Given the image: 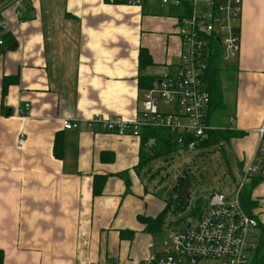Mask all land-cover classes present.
<instances>
[{
	"label": "crops",
	"instance_id": "0c3cea01",
	"mask_svg": "<svg viewBox=\"0 0 264 264\" xmlns=\"http://www.w3.org/2000/svg\"><path fill=\"white\" fill-rule=\"evenodd\" d=\"M184 12L158 0H0L3 264H141L153 250L158 242L145 221L165 210L172 193L153 189L151 171L139 166L140 137L92 129L84 119L138 116L149 82L176 75L183 64L175 26ZM237 28L241 51L221 71L229 120L208 117L213 127L241 132L229 141L244 155L241 175L264 122V0H243ZM141 48L153 59L143 71ZM6 77L16 80L4 92ZM66 119L81 124L65 129ZM97 175L106 176L98 195ZM253 196L264 208V179Z\"/></svg>",
	"mask_w": 264,
	"mask_h": 264
},
{
	"label": "built area",
	"instance_id": "2783aa9c",
	"mask_svg": "<svg viewBox=\"0 0 264 264\" xmlns=\"http://www.w3.org/2000/svg\"><path fill=\"white\" fill-rule=\"evenodd\" d=\"M124 1L142 5L145 0ZM158 1L162 5L185 8L175 26L187 46L182 55L183 64L176 75L153 82L134 120L97 113L84 121L92 129L136 137L142 126L169 128L190 134L189 150H197V142L206 139L208 132L215 128L207 118L210 95L204 81L205 72L215 48L221 51L223 60L239 55L241 41L234 28L241 20L243 0ZM14 11L17 16L21 14L19 9ZM162 104L173 106L174 110L164 111L159 107ZM80 121L63 120V127L78 128ZM254 131L258 135L254 157L245 165L234 190L229 194L220 189L210 192L206 205L200 206L192 223L180 231L167 232L141 264H264V229L258 233L259 221L246 212L240 200L244 185L252 177L264 176V122ZM24 142L21 134L17 146L21 147ZM178 142L184 140L179 138Z\"/></svg>",
	"mask_w": 264,
	"mask_h": 264
},
{
	"label": "rangeland",
	"instance_id": "374dc122",
	"mask_svg": "<svg viewBox=\"0 0 264 264\" xmlns=\"http://www.w3.org/2000/svg\"><path fill=\"white\" fill-rule=\"evenodd\" d=\"M186 51L187 46L185 45L184 52ZM232 62L230 59L225 60L222 64L229 65ZM159 107L167 111L169 105L162 104ZM229 109L228 107L216 110L211 115L210 121L221 125L226 124L229 120ZM25 143L26 139L21 146L22 148L25 146ZM230 143L224 141L220 144L217 143L197 150L177 151L171 156L156 158L147 165L146 170L151 171L150 178L153 179L152 188L158 190L165 197L172 193L175 184L178 183L179 177H181L184 171H187L186 174L191 180V195L186 205L187 208L178 213H173V210H168L162 228L153 234L154 240L160 242L164 239L167 232L180 231V229H184L189 223H192L196 217L194 210L198 206L204 207L206 205L208 195L213 190L220 189L222 192L228 194L234 190L237 182L241 179L238 161L242 162L244 155L233 148V144ZM256 185L252 188L251 200L256 201V206L252 210V214L257 217L260 215L258 218L264 221L262 202L253 196ZM244 209L247 213L249 212L246 208ZM259 230L258 233L261 234V228Z\"/></svg>",
	"mask_w": 264,
	"mask_h": 264
},
{
	"label": "trees",
	"instance_id": "16d2710c",
	"mask_svg": "<svg viewBox=\"0 0 264 264\" xmlns=\"http://www.w3.org/2000/svg\"><path fill=\"white\" fill-rule=\"evenodd\" d=\"M222 53L217 48L211 53L207 70L205 72L204 81L207 86V90L210 95V102L207 110V118L209 121V115H211L218 109H222L224 95L221 86V71H222ZM153 64V59L151 54L146 48H141L139 51V69L143 71L149 65ZM141 78L145 75L140 74ZM15 78L6 77L3 82V91L5 92L6 88L9 84L15 81ZM155 80H151L149 84L146 86L148 90ZM144 98V97H143ZM210 122V121H209ZM212 125V123L210 122ZM140 134V162L139 166L144 167L148 165L152 160L160 157H168L176 153L177 151H189V143L192 140V136L188 133H182L179 131H171L169 128L160 127V126H142L139 130ZM241 134L240 131L228 128H214L208 132V136L206 139L199 140L197 142V149L209 147L214 144H220L221 142L227 141L229 142L232 138L239 137ZM182 138L184 140L183 143H179L178 139ZM54 154L57 158L64 157V145L61 137L57 136L55 145H54ZM187 173V171H184ZM264 179V176H255L252 177L251 183L247 182L241 193L240 200L244 208H246L249 212L248 214L256 217L252 214V210L256 206V201L251 200L252 198V188L258 182ZM106 180V176H95L94 179V193L96 195L101 194L104 182ZM184 185L183 176L179 178L177 185L175 186L174 192H172L170 198L167 200V205L165 210H163L158 216L155 218H142L146 219V223H148V229L151 231H158L162 228L166 213L168 210H173V213H178L179 211L187 208L188 199L190 196H177V189H181ZM200 206L196 207L194 212L199 210ZM260 224V228L264 229V225ZM4 260V252L0 249V264H3Z\"/></svg>",
	"mask_w": 264,
	"mask_h": 264
},
{
	"label": "water",
	"instance_id": "95a60500",
	"mask_svg": "<svg viewBox=\"0 0 264 264\" xmlns=\"http://www.w3.org/2000/svg\"><path fill=\"white\" fill-rule=\"evenodd\" d=\"M234 31L236 33H239V28L237 27L234 28ZM190 188H191V180L189 179V176L187 174H184V185L180 190H178L177 196L179 197L190 196L191 195Z\"/></svg>",
	"mask_w": 264,
	"mask_h": 264
}]
</instances>
